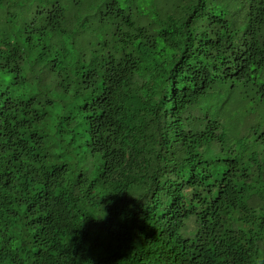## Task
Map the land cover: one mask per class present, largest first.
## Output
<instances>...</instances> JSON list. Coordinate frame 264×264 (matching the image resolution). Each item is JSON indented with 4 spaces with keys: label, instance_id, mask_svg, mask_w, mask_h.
I'll return each instance as SVG.
<instances>
[{
    "label": "trees",
    "instance_id": "1",
    "mask_svg": "<svg viewBox=\"0 0 264 264\" xmlns=\"http://www.w3.org/2000/svg\"><path fill=\"white\" fill-rule=\"evenodd\" d=\"M0 264H264V0H0Z\"/></svg>",
    "mask_w": 264,
    "mask_h": 264
}]
</instances>
